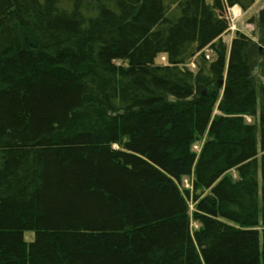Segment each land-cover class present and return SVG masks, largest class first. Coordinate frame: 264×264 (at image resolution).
I'll use <instances>...</instances> for the list:
<instances>
[{"label": "trees", "instance_id": "trees-1", "mask_svg": "<svg viewBox=\"0 0 264 264\" xmlns=\"http://www.w3.org/2000/svg\"><path fill=\"white\" fill-rule=\"evenodd\" d=\"M254 2L0 0V264H264Z\"/></svg>", "mask_w": 264, "mask_h": 264}, {"label": "rangeland", "instance_id": "rangeland-1", "mask_svg": "<svg viewBox=\"0 0 264 264\" xmlns=\"http://www.w3.org/2000/svg\"><path fill=\"white\" fill-rule=\"evenodd\" d=\"M264 9V0H255L254 4L251 6L249 10L246 12H242L238 7L232 8L227 12V19L229 21V31L222 36V41L228 46L232 37L236 32H240L248 37L250 41V53L252 59L254 61V68H253V76L257 85V88L263 87V80L260 76L258 66L256 65V61L258 55H262L264 53V38L263 33L257 28L256 21L260 10ZM208 56L210 55L207 52ZM158 65H163L165 63V58L160 56L155 61ZM116 65H124L123 62L117 61L115 62ZM189 70H194L195 67L192 63L188 66ZM249 122L250 119H247ZM201 143L195 144L193 150L195 152H199ZM233 178H235L234 172H231ZM180 189L182 191H188L190 195H193V188H192V177L191 178H184L181 182ZM200 194V191L197 194ZM193 206L189 205L190 213L192 212ZM198 228V224L194 222H190V229L194 231ZM24 239L26 242H29L33 239V234L26 233L24 234Z\"/></svg>", "mask_w": 264, "mask_h": 264}, {"label": "crops", "instance_id": "crops-1", "mask_svg": "<svg viewBox=\"0 0 264 264\" xmlns=\"http://www.w3.org/2000/svg\"><path fill=\"white\" fill-rule=\"evenodd\" d=\"M234 8H237V7H234ZM234 8H233V9H234Z\"/></svg>", "mask_w": 264, "mask_h": 264}]
</instances>
